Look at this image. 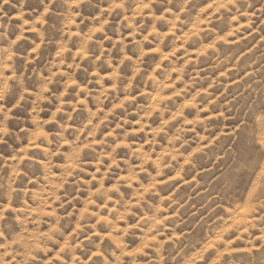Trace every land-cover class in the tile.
Masks as SVG:
<instances>
[{
    "label": "rangeland",
    "instance_id": "obj_1",
    "mask_svg": "<svg viewBox=\"0 0 264 264\" xmlns=\"http://www.w3.org/2000/svg\"><path fill=\"white\" fill-rule=\"evenodd\" d=\"M0 264H264V0H0Z\"/></svg>",
    "mask_w": 264,
    "mask_h": 264
},
{
    "label": "snow or ice",
    "instance_id": "obj_2",
    "mask_svg": "<svg viewBox=\"0 0 264 264\" xmlns=\"http://www.w3.org/2000/svg\"><path fill=\"white\" fill-rule=\"evenodd\" d=\"M8 2V0H5V3H7Z\"/></svg>",
    "mask_w": 264,
    "mask_h": 264
}]
</instances>
